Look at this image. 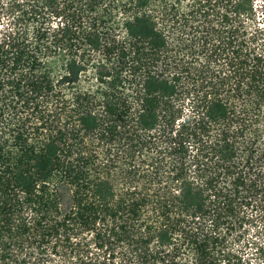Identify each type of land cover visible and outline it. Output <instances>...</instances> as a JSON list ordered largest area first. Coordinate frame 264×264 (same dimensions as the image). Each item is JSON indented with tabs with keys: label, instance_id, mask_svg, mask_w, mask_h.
<instances>
[{
	"label": "trees",
	"instance_id": "obj_1",
	"mask_svg": "<svg viewBox=\"0 0 264 264\" xmlns=\"http://www.w3.org/2000/svg\"><path fill=\"white\" fill-rule=\"evenodd\" d=\"M0 264H264V0H0Z\"/></svg>",
	"mask_w": 264,
	"mask_h": 264
},
{
	"label": "rangeland",
	"instance_id": "obj_2",
	"mask_svg": "<svg viewBox=\"0 0 264 264\" xmlns=\"http://www.w3.org/2000/svg\"><path fill=\"white\" fill-rule=\"evenodd\" d=\"M247 230L243 232L241 237V244H244L247 241H250L252 239H255L256 241L259 240L258 238H261V234L257 231V228L250 226L246 227Z\"/></svg>",
	"mask_w": 264,
	"mask_h": 264
}]
</instances>
